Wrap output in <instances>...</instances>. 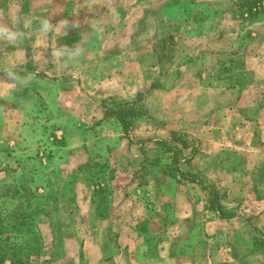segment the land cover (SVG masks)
I'll return each instance as SVG.
<instances>
[{
	"label": "rangeland",
	"instance_id": "1",
	"mask_svg": "<svg viewBox=\"0 0 264 264\" xmlns=\"http://www.w3.org/2000/svg\"><path fill=\"white\" fill-rule=\"evenodd\" d=\"M238 1L0 0L14 264H264V22Z\"/></svg>",
	"mask_w": 264,
	"mask_h": 264
},
{
	"label": "trees",
	"instance_id": "2",
	"mask_svg": "<svg viewBox=\"0 0 264 264\" xmlns=\"http://www.w3.org/2000/svg\"><path fill=\"white\" fill-rule=\"evenodd\" d=\"M237 8L239 10V15H241L244 20H249L251 22H264V0H240L236 3ZM170 38V37H169ZM167 38H161L159 41H164ZM158 60H161V57L158 55ZM140 112L133 107H117L113 109H109L105 111V115L110 114L117 118V120L122 124V128L124 133L126 134L129 130L131 124L129 121V116H135ZM12 195L18 193V186H13L11 189L7 190ZM7 194L6 191L3 195ZM7 196V195H5ZM22 221V219H21ZM6 231V230H5ZM1 232V230H0ZM1 235V233H0ZM10 236H4V239H0V264H2L5 260H9L11 264H14L15 260L13 258L14 254L10 253L14 247L10 246L8 243ZM7 243V244H6ZM18 262L22 263L23 260L17 259Z\"/></svg>",
	"mask_w": 264,
	"mask_h": 264
},
{
	"label": "clouds",
	"instance_id": "3",
	"mask_svg": "<svg viewBox=\"0 0 264 264\" xmlns=\"http://www.w3.org/2000/svg\"><path fill=\"white\" fill-rule=\"evenodd\" d=\"M11 14V12H10ZM27 27V25H25ZM51 28V25L49 22L45 21L44 23V31H47ZM20 37V32L17 30H14L13 27H9L7 24L0 23V40H5L9 44H15L18 41V38ZM54 55H59L58 53H54ZM8 75L12 80L16 79V74L12 71H8Z\"/></svg>",
	"mask_w": 264,
	"mask_h": 264
},
{
	"label": "crops",
	"instance_id": "4",
	"mask_svg": "<svg viewBox=\"0 0 264 264\" xmlns=\"http://www.w3.org/2000/svg\"><path fill=\"white\" fill-rule=\"evenodd\" d=\"M156 56H157V54H156ZM157 58V60H158V56L156 57ZM192 129L193 128H195V129H197L198 127H201V126H196V125H192V126H190ZM199 129V128H198ZM200 130V129H199ZM263 140V139H262ZM188 150V149H187ZM253 151V150H252ZM195 156V154L192 152V149L190 148V154L188 155V157H194ZM230 220H231V218H230Z\"/></svg>",
	"mask_w": 264,
	"mask_h": 264
}]
</instances>
